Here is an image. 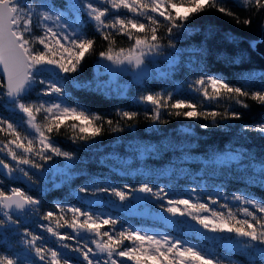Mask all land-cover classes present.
Segmentation results:
<instances>
[{
  "label": "snow or ice",
  "instance_id": "6c2138e0",
  "mask_svg": "<svg viewBox=\"0 0 264 264\" xmlns=\"http://www.w3.org/2000/svg\"><path fill=\"white\" fill-rule=\"evenodd\" d=\"M232 5L250 12L264 11V0H232ZM122 10L132 15H120ZM205 11L232 18L238 25L252 24L251 17L241 19L228 0H63L60 4L56 0H0V107L12 114H21V121L27 126L23 128L14 119L0 115L3 135L0 174L10 181L27 182V188L0 187V239L15 237L18 241L17 250L9 249V255H0V264H122L124 260L132 264H222L212 253L181 239L130 228L118 230V219L81 207L56 203L53 210L41 211L43 201L38 195L30 194L33 186L37 192L45 190L44 173L54 171L52 167L45 168V164L55 157L66 161L75 159L72 152L63 150L56 142L62 129L71 130L69 138L73 143L94 140L106 131L105 126L113 132L123 130L119 120L65 102L68 78L95 51L96 40L86 36L82 24L92 22L95 31L108 41V47L99 52L102 60L142 70L146 62H152L147 58L161 55L165 47L175 50L165 59L176 64L180 51L177 41L186 31V22ZM161 28L164 35L160 33ZM116 36H125L134 42L128 49L117 51ZM165 39L166 45L162 43ZM74 86L81 87L78 83ZM190 89L208 104L219 107L223 102L224 110L205 111L202 102L173 100V93H149L141 96L140 102L152 105L150 119L154 122H168L161 118V110L167 108L172 110L168 114L176 117L211 119L214 127L220 126L218 121H242L245 112L241 109L248 110L249 101L264 107V72H250L230 81L202 71ZM33 94L36 100L32 99ZM116 115L131 121L139 113L118 110ZM69 120L70 123H65ZM200 127L207 129L209 124ZM242 130L264 136V122L244 124ZM239 156L233 154L227 159L236 160ZM70 167L57 168L55 173L68 178ZM252 169L253 175L247 177V183H258L264 188V161L253 164ZM3 183L0 180V185ZM136 193L160 201L159 207L171 217H188L209 233H227L222 238L226 253H239L249 264H264V200L251 194L232 195L231 200L239 205L236 211L211 197L210 203L172 198L166 188L154 191L147 183L117 188L91 181L76 190L75 195L84 194L82 199L96 197L88 201L90 204L98 203L102 196L115 197L123 204L136 200ZM210 204H218L225 211L215 210ZM34 219L46 222L37 227L55 238V246L48 245L44 235L24 227ZM61 229L71 232H61ZM229 264L235 262L229 259Z\"/></svg>",
  "mask_w": 264,
  "mask_h": 264
},
{
  "label": "trees",
  "instance_id": "16d2710c",
  "mask_svg": "<svg viewBox=\"0 0 264 264\" xmlns=\"http://www.w3.org/2000/svg\"><path fill=\"white\" fill-rule=\"evenodd\" d=\"M62 2L63 0H56L57 4ZM228 3L233 6V10L239 12L241 19L251 17L252 24L238 25L234 19L215 11H205L199 16H194L186 22V31L177 41L180 56L170 75L166 78H148L146 75L148 72L139 73L142 78H128L124 81L123 92L108 93L94 85L95 64L99 52L108 47V41L103 40L95 31L92 22L82 24L86 36L96 40L95 51L87 55L82 61L81 69L68 78L65 84L67 92L65 102L72 106H81L114 121L119 120L123 130L113 132L107 130L105 126L106 131L94 140L73 143L69 138L72 135L71 130L62 129V135L56 137V142L63 150L72 152L75 159L64 162L63 159L55 157L53 161L44 165L45 168H49L53 163L62 170L65 169V165H71V167L67 169L68 178L63 176L64 178L61 179L58 174L44 173L47 180L44 182L45 190L42 193L37 192L36 186H33L30 194L38 195L43 201L41 211L53 210L56 203L96 210L118 219V230L158 226L177 239L212 253L224 264H229V259L235 264H249L248 260L239 253H226L224 247L212 234L205 239L206 231L196 233L199 226L188 229L187 223L181 221V227L176 230L163 224L152 212H148L147 215L138 213L142 203L138 207L129 208L125 205L134 200L121 204L115 197L102 196L99 197L98 203L90 204L88 201L97 198L87 196L82 199V194L75 195L76 190L85 183L96 181L100 185L120 188L124 185L139 187L147 183L153 189H158L163 184L170 196L175 194V190L186 192L189 187H195L203 199H207L210 195L213 199L221 200L225 196L230 198L233 194L245 193L264 200V188H261L258 183H247V177L253 175L252 165H259L261 161H264V136L242 130L244 124L254 125L264 122V107L249 101L251 107L248 110L241 109L245 112L242 121H218L220 126L214 127L211 119L176 117L169 115L168 113L172 110L167 108L161 110V118L168 122H154L150 119L152 105L140 102V97L149 93L163 95L173 93V100L184 98L198 104L202 102L205 111H223L225 108L223 102L219 107L208 104L201 96L191 91L192 81L202 71L221 75L230 81L250 72L256 74L264 72V57L255 47H249L261 38L264 11L250 12L235 8L232 0H228ZM160 33L164 35L163 28L160 29ZM228 36L232 39L227 38ZM115 39L114 47L117 51L120 48H129L134 42L125 36H116ZM162 43L166 45L167 40H163ZM175 82L180 85L178 88L175 87ZM77 83L81 87H75ZM32 99H37L35 94ZM40 99L54 100L55 97ZM118 110L135 111L139 115L131 121L121 120L116 115ZM0 115L14 119L23 128L27 127L22 123L19 113L12 114L0 107ZM70 122L69 120L65 123ZM205 123L209 124V127L201 128L200 125ZM129 125L132 126L129 127ZM183 125L190 130L183 129L181 127ZM0 139H3L2 134ZM227 148L239 149L242 154L240 159L227 162L214 159L215 154ZM0 180L4 181L0 187L5 189H9L10 185L27 188V182L24 180L10 181L2 174H0ZM104 198L113 200L115 203L103 205ZM145 198L147 200L146 195ZM148 203L153 207L151 211L159 210L160 201L154 200ZM149 213L151 216L148 215ZM164 218L170 220V216L164 215ZM40 223L46 222L34 219L33 222L26 223L24 227L46 237V233L37 227ZM177 225L180 226V224ZM186 229L188 230L185 231ZM60 231L65 232L66 229ZM202 233H205L204 236L199 235ZM7 240L10 241V245H6L5 239H0V255H7L11 245L18 243L15 237H9Z\"/></svg>",
  "mask_w": 264,
  "mask_h": 264
},
{
  "label": "rangeland",
  "instance_id": "374dc122",
  "mask_svg": "<svg viewBox=\"0 0 264 264\" xmlns=\"http://www.w3.org/2000/svg\"><path fill=\"white\" fill-rule=\"evenodd\" d=\"M181 11H183V10H181ZM120 15H128V16H131L132 14L131 13H125L122 10V12L120 13ZM81 19L82 20H86L85 17H82ZM137 19H140L141 22L147 23V21L144 20L143 18L137 17ZM174 52H175L174 49H169V48L165 47L163 49L161 55L155 56V57H148L147 60L148 61H152V62H150V63L149 62H146L149 65V71L146 74L147 77L148 78H152V77H156V78H166L167 76H169L170 75V72L173 69V67H175V65L177 63L174 64V65L173 64H170L168 62V60L165 59V57L173 54ZM179 56H180V53L176 57L177 62L179 60ZM128 78H134V79L137 78L138 79V78H142V76L138 72H135L134 66H132V65L124 64V65L117 66V65L111 64V62H109V61L102 60L100 57H98V60H97V62L95 64V75H94V78H93L94 85L96 87H98L101 90H103L105 92H108V93H111L112 91H115V92H123L124 87H125L124 86V81L127 80ZM179 86L180 85L178 84V82H175V87L178 88ZM17 123H19V122H17ZM181 127L183 129H189L190 130V128H188L186 125H183ZM233 154H240V156L236 160L227 159V157L229 155H233ZM241 156H242V154L239 151V149L227 148L225 151H223V152H221L219 154L217 153L213 157H214L215 160H217L219 162H227V161H238ZM56 158L63 159V158H60V157H56ZM63 161L64 162H67L64 159H63ZM54 162L55 163H58L57 161H54ZM58 166H61V165H58ZM52 168L54 170L55 168H58V167H56L52 163ZM59 169L62 170V168H59ZM50 173L52 175L53 174H58L61 177V179L63 177L62 174L55 173V171L50 172ZM60 177H58V179ZM11 187H14V186H11L10 185L9 188H11ZM160 187H164L165 188V186L163 184ZM117 188H120V187H117ZM192 189H195V192H193ZM155 190H158V189H154V191ZM174 193L175 194H172L171 195L172 198H189V199H192L193 201L199 200L201 202L210 203L209 197H211V196L209 195V197L207 199H203L201 197V195L199 194V192L196 190L195 187H189L186 192H181V191H176L175 190ZM82 196H84V194H82ZM225 197H227V196H225ZM225 197L222 198L221 200L218 199L219 202L221 204L227 203L229 205V207L232 208L233 211H236L237 207L239 206L238 205V202H233L231 200V197L226 200ZM255 198L258 199L257 197H255ZM154 200H155L154 198L147 196V200H146L147 203L144 204V205H142L141 207H143L145 205H149V212H151V210H152L153 207L148 202H151V201H154ZM258 200H260V199H258ZM104 201L105 202L103 203V205H107L106 203H110V204H114L115 203V201L109 200L107 198H104ZM124 203H126V201ZM210 207L213 208V209H215V210H218V211H225V209L219 208V205L218 204H210ZM91 211L94 212L95 214L102 215V216H106L105 213H103V212H99V211H96V210H91ZM148 215H150V213ZM164 215L170 216L168 213L163 212V210L161 208H159L158 212L154 216H156V218L158 220H161L163 222V224H167V226L169 225V226L173 227L176 230H178L181 227V225H182L180 223L181 221H184V222L187 223V226L189 227L188 229H190V227H192V226H199V228L196 230V233H200L201 231L204 230V229H202L200 227V225L196 224L195 221L191 220L188 217H171L170 216V220H169V219H165L164 218ZM177 224H180V226L177 225ZM132 229H134L136 231H140L141 233H147V234H150V235L151 234H156V235H164V234H167V235L172 236L168 231H166L163 228H160L158 226H155V227H152L151 226V227H147V228H136L135 227V228H132ZM188 229H186L185 231H187ZM204 231H206V230H204ZM204 234L205 233H203V236H204ZM211 234H212V236H214V237H216L218 239V243L221 246H222V238L224 236H227L228 235L227 233L214 234V233L207 232L205 236L206 237H210ZM199 235H201V234H199ZM46 237H48V234L47 233H46ZM172 237L176 238L175 236H172ZM49 240L55 246V243H56L55 242V238L51 237ZM5 243L6 244H9L10 241H8L7 239H5ZM185 243L186 244H190V243H187V242H185ZM190 245H192V244H190ZM193 246H197V245H193ZM122 264H132V262L131 261L124 260L122 262ZM222 264H224V263L222 262ZM240 264H242V263H240Z\"/></svg>",
  "mask_w": 264,
  "mask_h": 264
},
{
  "label": "water",
  "instance_id": "95a60500",
  "mask_svg": "<svg viewBox=\"0 0 264 264\" xmlns=\"http://www.w3.org/2000/svg\"><path fill=\"white\" fill-rule=\"evenodd\" d=\"M255 49L264 57V27L262 30L261 38L255 41ZM135 69V68H134ZM138 73L146 74L149 71V65L146 63L144 66H142L141 69H135ZM137 199L134 200V202L128 203L125 206L129 208H135L138 207L141 203H145L146 198L145 194L143 193H136L135 194ZM149 212V205H145L141 208H138V213H141L143 215H147ZM155 213V211H153Z\"/></svg>",
  "mask_w": 264,
  "mask_h": 264
},
{
  "label": "flooded vegetation",
  "instance_id": "af4514ba",
  "mask_svg": "<svg viewBox=\"0 0 264 264\" xmlns=\"http://www.w3.org/2000/svg\"><path fill=\"white\" fill-rule=\"evenodd\" d=\"M157 212H158V211H157ZM66 231H67V232H68V231L71 232V230H69V229H66ZM46 238H47V239H46V243H47L48 245L54 246L53 243L49 240L51 237H46ZM6 245H10V243H9V244H6ZM9 249L17 250V249H18V243H17V242L13 243ZM9 254H10V253H9V250H8L7 255H9ZM117 259H120V258H117Z\"/></svg>",
  "mask_w": 264,
  "mask_h": 264
}]
</instances>
